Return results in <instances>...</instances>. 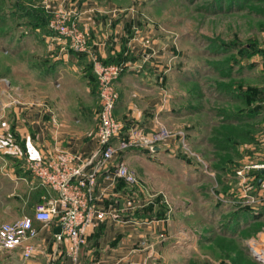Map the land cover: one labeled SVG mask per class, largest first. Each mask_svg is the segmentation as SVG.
I'll list each match as a JSON object with an SVG mask.
<instances>
[{
  "label": "rangeland",
  "instance_id": "obj_1",
  "mask_svg": "<svg viewBox=\"0 0 264 264\" xmlns=\"http://www.w3.org/2000/svg\"><path fill=\"white\" fill-rule=\"evenodd\" d=\"M71 1L79 5L87 0ZM89 1L117 16L130 9L131 14L144 18L145 26L162 40L165 72L160 78L169 114L168 121L161 122L169 129L183 128L186 142L195 153H184L177 147L178 140L169 143L168 148L161 145L156 153L136 149L134 153L143 156L139 162L131 161L133 158L125 162L121 157L124 151L120 152L116 159L131 169L140 166L147 172L142 176L144 180L135 170L138 184H124L130 196L140 202L138 206L144 199L146 204L153 203L160 196V205L171 212L173 207L181 230L187 232L190 228V233L195 234L196 249L189 246L190 253L182 254L184 261L188 259L185 264H264L250 248L251 241L258 239L256 233L264 228V209L256 216L249 208L243 217L232 219L231 213L238 210H233L229 202L219 200L216 193L222 188L214 176L215 169L225 164H220L225 154L231 159L228 166H232L258 149L264 138L263 112L255 118L223 123L232 132L231 135L222 132V136L229 137V148L218 150L214 142L222 125L220 110L233 112L246 104L242 99L221 94L218 83L225 79L221 78L220 66L214 63L227 58L228 54L221 50L223 45L230 47L251 40L264 43V18L248 7L234 6L228 10L226 4L220 6L221 0ZM18 2L25 6L47 4L50 9L56 3L55 0H0V144L16 140L10 116L13 107L9 102L43 93V81L37 79L39 68H35V57L46 53V42L30 33L29 24L17 17ZM261 4L256 1L254 5ZM231 55L234 54H229L228 58ZM232 76L239 77L246 85L264 84V70L260 67L239 70L235 66ZM187 157L190 159H185Z\"/></svg>",
  "mask_w": 264,
  "mask_h": 264
},
{
  "label": "crops",
  "instance_id": "obj_2",
  "mask_svg": "<svg viewBox=\"0 0 264 264\" xmlns=\"http://www.w3.org/2000/svg\"><path fill=\"white\" fill-rule=\"evenodd\" d=\"M62 5L79 12L78 24L88 35L89 48L81 54L65 52L58 38L52 34L44 36L46 53L35 57L43 93L18 99L20 103L9 102L13 107L10 116L16 140L0 144V221H14L26 213L31 216L37 203L56 196L26 171L25 156L38 157L65 150L87 157L97 151L98 94L91 55L103 63L121 59L126 63L115 82L118 99L113 111L123 121L125 130L131 126L148 129L156 121H168L169 109L161 101L165 95L160 78L165 72L161 59L164 44L156 32L145 26L147 21L131 14L130 9L117 16L89 0L79 5L68 0ZM252 61L259 63L253 69L264 70L259 57H252ZM137 151L126 150L121 157L125 162L131 158L139 162L143 156L134 153ZM118 161L115 159L101 174L94 189L98 206L105 210L106 216L89 227L86 243L79 252V264H185L188 259L184 261L182 254L190 253L189 246L196 249L197 237L190 233V228L187 232L181 230L173 207L171 212L162 204L167 215L159 219L132 217L136 208L146 205V200L138 206L140 202L114 177L111 169ZM135 170L141 178L147 173L140 166ZM230 179L223 177L226 183ZM218 192L219 200L229 202L233 210L249 209L230 200L235 198L230 188ZM34 226L36 250L31 258L24 261L21 247H16L0 253V264H70L67 241L59 242L54 236L59 233L55 232L56 220L50 224L34 221Z\"/></svg>",
  "mask_w": 264,
  "mask_h": 264
},
{
  "label": "built area",
  "instance_id": "obj_3",
  "mask_svg": "<svg viewBox=\"0 0 264 264\" xmlns=\"http://www.w3.org/2000/svg\"><path fill=\"white\" fill-rule=\"evenodd\" d=\"M55 1V6L51 9L49 5L41 4L50 14L49 31L60 40L61 48L65 52L86 53L89 48L88 35L79 27L77 17L79 12L62 5L68 0ZM90 62L97 83L98 149L87 157L59 150L48 155L26 158L27 170L42 185L55 192L56 196L37 203L31 216L23 215L9 222L0 221V253L21 247V256L27 261L36 250L34 239L37 236V229L34 221L50 224L56 220L61 230L54 235L55 239L59 242L67 241L66 255L71 261L70 264H79V252L86 243L89 227L106 216L105 210L98 206L94 189L101 174L120 152L129 149L155 152V146L160 147L178 140V148L184 153L195 155L186 142V131L183 128L169 129L164 123L156 121L155 126L148 129L131 126L125 130L123 121L117 119L113 111L118 99L115 82L126 68V63L106 64L95 55H91ZM161 101L162 104L166 103L165 95ZM14 102L20 103L17 98ZM111 171L115 178L123 180L128 185L138 184L136 171L123 161H118ZM259 171L264 172V138L258 149L239 160V165L230 176L235 181L234 186L230 187L231 195L235 198L230 200L240 207L251 208L256 214L264 209V176L258 174ZM262 229L256 233L258 237L257 240L254 239L256 242L251 241L250 248L254 253V246H258L261 252L264 251V228ZM260 234H263L262 239ZM163 236L160 234V237ZM255 257L264 263L258 254Z\"/></svg>",
  "mask_w": 264,
  "mask_h": 264
},
{
  "label": "trees",
  "instance_id": "obj_4",
  "mask_svg": "<svg viewBox=\"0 0 264 264\" xmlns=\"http://www.w3.org/2000/svg\"><path fill=\"white\" fill-rule=\"evenodd\" d=\"M253 1H255L254 4H256V1H261L262 4L260 6L254 5L252 3ZM221 2L222 0L220 1V6H222V4H226L228 10L234 6L238 8L248 7L251 12H255L256 14L264 18V0H225V3ZM16 8L18 9L16 13L18 14L17 17L19 19L25 20V22L29 24L30 33H35L36 36H38L41 40L44 38V36L52 34L48 29L50 14L45 11L41 4H32L30 6H25L23 3L18 2ZM221 50L228 55H234H231L230 58H228L227 55V58L224 59V61H220V63H214L216 67L220 66L219 71L221 78L225 79V81L221 80V82L218 83L220 92L225 96L242 99L246 104H244V107H242L241 109H237L233 112L229 109L220 110L222 125L220 128L218 127V135H216L214 139L215 147L218 150H223L230 147L228 142L229 137L227 135H223V137L222 132L231 135V128L223 125V123L225 124L226 121V123L232 122L230 120L241 121L244 119L255 118L264 112V84L246 85L239 77L234 79L232 76L235 66H237V69L239 70H250L256 68L259 63H257V61H252V57L254 56L259 57L260 60H262L260 62L261 64L263 63L264 69V43H262L261 41L257 43L256 41L252 40L251 42H238L233 46L231 45L230 47L223 45ZM233 51L235 53H233ZM122 61L123 59L115 61V63H120ZM105 63L111 62L106 61ZM181 156L183 158L184 154H181ZM188 158L189 157L185 159L188 160ZM220 161H222L220 164H225H223L222 167H217V169H215L216 171L214 176H216L217 182L221 185L223 192H226L227 189L231 187V185H234L235 181L233 183L231 182L233 181V179H230V181L226 183L223 180V177L233 175L235 168L239 165V161L232 166H228V161L231 162V159L226 154L224 157L220 158ZM258 174L264 176V172L259 171ZM120 181H122L121 183L125 184L123 180L120 179ZM160 199L161 197L159 196L154 200L153 203H147L145 206L136 208L132 213V217H145L150 220L166 217L167 209L160 205ZM246 210L247 209L233 211L231 213V218L237 219L240 215H242L243 217L246 214Z\"/></svg>",
  "mask_w": 264,
  "mask_h": 264
},
{
  "label": "water",
  "instance_id": "obj_5",
  "mask_svg": "<svg viewBox=\"0 0 264 264\" xmlns=\"http://www.w3.org/2000/svg\"><path fill=\"white\" fill-rule=\"evenodd\" d=\"M158 149H159L158 146H155V147H154V151H156V150H158ZM60 230H61V227L58 225V226L55 228V232H60ZM252 252H253V250H252ZM253 254L256 256V253L253 252Z\"/></svg>",
  "mask_w": 264,
  "mask_h": 264
},
{
  "label": "bare ground",
  "instance_id": "obj_6",
  "mask_svg": "<svg viewBox=\"0 0 264 264\" xmlns=\"http://www.w3.org/2000/svg\"><path fill=\"white\" fill-rule=\"evenodd\" d=\"M253 248H254L255 253L258 254L259 257H261L262 259H264V254H262L260 251H258V249H257L256 246H254Z\"/></svg>",
  "mask_w": 264,
  "mask_h": 264
}]
</instances>
